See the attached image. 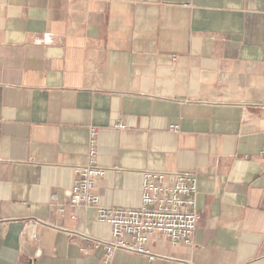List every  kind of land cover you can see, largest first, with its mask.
Masks as SVG:
<instances>
[{
	"label": "crops",
	"instance_id": "0c3cea01",
	"mask_svg": "<svg viewBox=\"0 0 264 264\" xmlns=\"http://www.w3.org/2000/svg\"><path fill=\"white\" fill-rule=\"evenodd\" d=\"M91 127L103 205L198 177L191 244L110 264H264V0H0V264H103L111 226L69 203Z\"/></svg>",
	"mask_w": 264,
	"mask_h": 264
},
{
	"label": "built area",
	"instance_id": "2783aa9c",
	"mask_svg": "<svg viewBox=\"0 0 264 264\" xmlns=\"http://www.w3.org/2000/svg\"><path fill=\"white\" fill-rule=\"evenodd\" d=\"M116 126L125 127L122 124ZM171 129L178 131L179 126L173 125ZM97 133V128L91 127L88 160L75 168L76 179L69 195V203L95 208L98 221L111 226L108 239H90L92 248L105 250L103 264H110L111 254L117 250L145 255L151 261L165 258L147 246L151 237L156 235L173 244H191L202 219L197 201V175L185 171L145 170L140 207L103 205L96 187L100 179L115 169L100 163ZM53 200L57 201L58 196L54 195Z\"/></svg>",
	"mask_w": 264,
	"mask_h": 264
}]
</instances>
